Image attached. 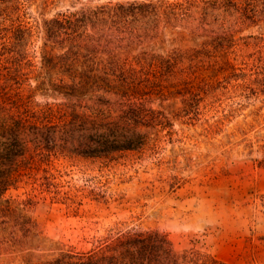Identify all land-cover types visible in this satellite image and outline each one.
I'll return each instance as SVG.
<instances>
[{
  "label": "trees",
  "instance_id": "obj_1",
  "mask_svg": "<svg viewBox=\"0 0 264 264\" xmlns=\"http://www.w3.org/2000/svg\"><path fill=\"white\" fill-rule=\"evenodd\" d=\"M245 31L258 33L250 35L253 42L240 43L239 35ZM34 34L40 38L36 63L28 50ZM263 42L264 0H108L99 5L84 1L69 14L30 24L19 0H0V61L7 65L0 90L30 77L34 85L23 88L42 98L38 104L42 111L57 114L61 134L76 135L73 155L108 161L122 151L148 147L177 114L198 107L201 97L218 96L222 82L235 92L264 96ZM263 108L260 103L249 110L226 132L216 127L218 133L213 135H220L217 146L224 147V156L234 147L250 150L256 145L264 160L259 114ZM232 113L231 108L226 115ZM22 132L17 120L0 118V195L23 181L25 157L31 156L37 157L32 174L39 175L38 187L52 200H60L50 181L53 164L47 158L49 143L61 150L54 133L41 131L33 152L20 138ZM24 206L6 201L0 216L5 223L13 222L12 234L21 232V239L30 240L41 232L25 215ZM254 208L264 214V193ZM188 260L227 264L197 250L177 251L156 230L134 229L99 244L74 264Z\"/></svg>",
  "mask_w": 264,
  "mask_h": 264
},
{
  "label": "rangeland",
  "instance_id": "obj_2",
  "mask_svg": "<svg viewBox=\"0 0 264 264\" xmlns=\"http://www.w3.org/2000/svg\"><path fill=\"white\" fill-rule=\"evenodd\" d=\"M19 1L30 24L69 14L79 2L99 5L108 0ZM257 34L241 33L240 43L253 42L250 35ZM39 47L40 38L34 34L28 49L34 63ZM6 73L7 65L0 61V78L6 79ZM19 83L0 90V118L20 123V138L33 152L41 131L54 133L61 150L49 143L47 158L53 164L50 181L60 200L42 193L39 175L32 174L37 157H25V178L0 195V208L6 201L24 202L25 215L41 233L21 239V232L11 233L13 222L5 223L0 216V264H74L127 229L156 230L177 251L197 250L227 264H264V214L254 208L264 193L263 157L256 145L250 150L234 147L224 156V147L217 146L220 135H213L218 133L216 127L226 132L249 110L260 103L264 107V96L235 92L222 82L218 96L201 97L198 107L177 114L148 147L102 161L74 156L70 149L76 135L61 134L57 114L42 111L38 105L42 98L23 88L34 85L30 77ZM231 108L234 113L229 117ZM259 114L264 132V108ZM224 116L228 117L221 119Z\"/></svg>",
  "mask_w": 264,
  "mask_h": 264
}]
</instances>
